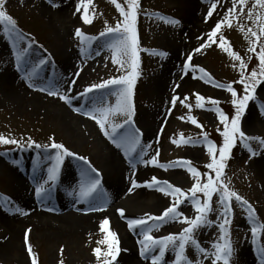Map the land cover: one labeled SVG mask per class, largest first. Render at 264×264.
Here are the masks:
<instances>
[{
	"label": "rangeland",
	"instance_id": "obj_1",
	"mask_svg": "<svg viewBox=\"0 0 264 264\" xmlns=\"http://www.w3.org/2000/svg\"><path fill=\"white\" fill-rule=\"evenodd\" d=\"M79 3L80 0H6L4 5L24 39L14 43L5 33V26L0 24V136L19 142L0 144V264H32L33 257L37 264H106L107 261L111 264H130L131 261L133 264H151V256L158 254V249L142 256L141 233L151 228L149 234L160 239L179 234L187 227L177 221L149 219L143 226L129 228L128 221L160 216L173 202L172 196L158 191L156 186H148L152 178L167 181L189 193L195 180L184 167H172L174 162L190 161L201 173L202 183L207 179L205 173L215 176L205 167L210 163V156L203 144V136L207 134L210 142L222 146L224 125L215 110H209L213 108L211 104L204 102L203 108L196 107V94L206 101L209 98L218 101L216 107L229 118L236 112L233 97L216 85L231 84L238 97L244 95L243 85L238 83L240 62L218 46L219 37L222 35L225 47L230 44L229 50L245 61L247 73L258 69L256 53L260 44H264V36L256 43V53H253L250 41L255 42V37L245 35L248 29L259 35L260 27L264 25V9L256 5V0H246L243 12L238 5L232 26L223 25L217 42L201 52L195 50L205 43L206 34L216 23L223 20L232 7V0H139L136 19L139 67L132 97L134 115L131 124L125 123L126 117L122 113L110 118L111 124L124 125L117 127L115 140L132 131L139 136L136 151L126 154L123 147H117L114 138L106 136L95 120L85 115L101 106L115 108L123 85H110L83 94L94 84L130 74L128 63L123 68L113 63V53L108 47L113 36L100 35L106 27L121 23L123 17L111 0H92L88 9L91 23L85 24L82 19L84 9L77 11ZM117 3L128 10L126 0H117ZM213 3H216V9L208 17ZM196 9L200 16L196 23L202 26L199 30L193 28L190 17ZM249 11L253 13L251 18ZM160 17L178 20L179 24L165 23ZM77 29L84 37L93 39L82 41L75 35ZM24 49L27 51L18 63L16 54ZM190 54V67L185 71L183 65ZM201 68L211 76V82L200 78ZM33 70L34 75L29 78L28 73ZM77 72L79 76L75 75ZM72 80L75 84L70 83ZM13 84L22 86L31 98L17 101L9 96V87ZM49 91L67 96L69 102L65 103L58 95H49ZM174 96L179 97L175 105L171 102ZM189 117L195 118L202 128L194 125ZM240 129L248 137L264 139V84L257 86L254 99L248 102L240 119ZM181 138L199 142L181 144ZM53 139L75 155L64 158L55 183H45L49 169L55 165V150L28 147V143L50 146ZM254 141L249 147L257 154L253 156L248 147L239 146L233 152L231 165L226 164L222 179L230 190L252 205L256 223L264 225V146ZM77 157L85 158L88 164ZM153 157L159 166L145 163ZM91 168L99 173L98 177L96 173L91 175L99 179L100 185L91 196L82 198V171H91ZM121 168L125 181L121 183L119 193L114 195L112 192ZM35 178L37 180L33 182ZM133 181L138 187L133 188ZM41 184L50 192L37 197L36 188ZM25 187L27 191H24ZM21 196L31 199L34 208L39 207L44 216L34 219V225H16L18 243L13 239L12 248L2 251V241L8 237L3 226L5 216L11 211L25 209V199ZM115 196L134 201L133 213L129 214L131 211L124 206L123 218L120 214L107 215L110 212L104 208ZM198 197L203 200L202 194ZM70 200L74 207L77 203L88 205V214L93 220L75 225L52 220V217L62 215L61 206ZM217 201L218 196L214 195L213 211L208 217L211 226L195 232L201 247L210 253L214 251V243H223L217 227L223 219L220 215L223 208ZM44 203L45 209L42 208ZM231 209L228 238L233 253L230 264H264L260 252L264 248V229L254 238L251 231L254 225L249 221L245 207L233 199ZM178 210L190 219L196 215L188 200ZM105 219L109 220L110 230L119 242V254L114 261L107 255L110 238L100 227ZM89 223H93L92 226ZM95 249H100L99 255ZM186 255L198 264H212V257L204 258L190 246ZM174 258V252L169 248L161 264H174Z\"/></svg>",
	"mask_w": 264,
	"mask_h": 264
},
{
	"label": "snow or ice",
	"instance_id": "obj_2",
	"mask_svg": "<svg viewBox=\"0 0 264 264\" xmlns=\"http://www.w3.org/2000/svg\"><path fill=\"white\" fill-rule=\"evenodd\" d=\"M51 2V0H49ZM111 2L115 5L117 10L121 13L123 20L121 23H118L115 27H106V30L101 32L100 35L109 36L112 35L113 39L108 44L109 49L113 53V63L119 64L121 68L124 67L125 63H128L131 72L129 75L121 77L119 79H109L99 84H94L88 87L85 90L84 95L88 93H92L96 89H105L110 85H123L118 93V103L115 108L109 106H101L98 108H94L91 111L85 113L90 119H94L100 129L104 132L106 136L109 138H114V142H116L117 147H123L125 149L126 154L135 152L136 148L139 146V136L136 131L129 132L126 135L121 136L118 140H115L117 127H123L121 124L119 126L110 123V118L116 115L117 113H122L125 115V123L131 124L132 117L134 115V106L132 103L133 97V88L135 81L138 76L137 69L139 67V56H138V39H137V31H136V19H137V9L139 7V0H126L128 5V10L125 11L121 4L117 3V0H111ZM6 0H0V24L5 26V33L14 41H22L24 39V35L22 32L17 30V25L15 20L6 13L4 10V5ZM92 0H80V3L77 5V11H80L81 8L84 9L82 19L85 24L91 23V19L89 18V5H91ZM246 0H232V7L228 9L225 14L223 20L216 23L214 29L207 33V40L204 44L198 47L195 51L201 52L203 48L209 47L210 44L216 43V38L218 33H220L223 25H227L231 27V20L236 18V9L237 6H240V11L243 12V6L245 5ZM256 5H259L260 8L264 9V0H256ZM216 9V3L211 5V8L208 12V17H211L213 11ZM253 13L249 11L248 16L251 18ZM163 19L165 23L178 25V20H172L160 17ZM257 19H260V16H257ZM207 22V21H206ZM243 31V26L240 28ZM248 34L251 37H255V42L250 41L252 45L250 47V51L256 53V43L261 40V37L264 36V25L260 27L259 35L257 32L252 31V29H248V32L245 33L246 37ZM75 35L80 37L82 41L87 40L91 41L93 38L84 37V34L80 29L76 30ZM203 39V37H201ZM226 41L225 38L221 35L219 37V47L223 50L229 52V55L232 56L235 60L239 61L240 68V80L238 83L243 85L244 95L242 97H238V93L233 89L231 84L228 85H216L217 87H221L226 89L231 93L233 97L232 103L236 109L235 115L232 118L227 117L216 105L219 103L214 99H208L205 101V98L196 94V107L203 108L204 102H207L213 106L212 109L217 113L220 122L224 125V130L222 132L223 136V145L217 147L214 143L210 142L207 134L203 136V144L207 148V152L210 156V163H208L205 167L215 174L213 177L208 173L204 175L207 177L206 182H201V173L192 166L190 161H178L174 162L172 167H184L188 173L194 178L195 183L190 189L189 193H185L181 188L173 186L171 183L167 181H159L155 177L152 178L151 183L148 185L149 187L156 186L157 190L162 192L165 195H170L173 197V202L167 207L160 216L156 217H148L147 219H135L128 221V226L130 229H134L136 227L143 226L147 224L148 220L153 221H177L187 225L181 233L179 234H170L160 239L154 238L149 233L152 231L151 228H148L146 231L142 232L143 239L140 241L141 244V255L147 256L149 253L154 252L158 249V254L151 256V264H161L165 257L166 251L171 248L174 252V264H198V262H194L187 255V248L190 246L194 251L201 254L204 258L212 257V264H230V259L233 253V249L231 246V242L229 237V228L230 224L229 215L231 212V202L233 199L244 206L249 221L253 222V227L251 229L252 235L255 238L257 233L264 229V225H259L256 223L255 219V209L252 205L244 200L239 194L235 191L229 189L228 185L222 179L224 175V170L226 168V162L231 158V150L235 146L237 142V138H239L240 143L245 147H248V150L251 155H256L257 153L253 151L249 147V142L256 140L257 143L261 146H264V139H257L253 137H248L245 135L243 131L240 129V119L242 114L244 113L248 102L254 99V94L256 88L260 84H264V44H260V50L256 53V57L258 59V69H253L250 73H247V64L245 61L236 53L231 52L230 44L228 47H225ZM30 47V45H29ZM27 50L18 51L16 54L17 62L19 63L23 57V53ZM159 55H166V53H159ZM192 59L191 54L187 57V61L183 68L187 71L190 67V61ZM44 63V61H41ZM201 79H207L208 82H211V76L204 70L200 69ZM34 75V70L31 73H28L29 78ZM76 76H79V72L75 73ZM71 84H75V80L70 82ZM179 87V85H176ZM49 95H58L59 99L65 101V103L69 102V99L65 95H60L58 92L49 91ZM179 97L174 96L172 98V104L175 105ZM187 99V98H185ZM186 107H190L189 105H185ZM191 122L197 127H201L195 118L189 117ZM109 127L111 130L109 131ZM176 141H174L175 143ZM199 141H194L191 138L185 140L181 138V144H192L195 145ZM17 140L7 139L3 136H0V144H18ZM35 146L36 148L41 147H50L55 150V156L53 159L55 160V165L49 169L48 180L45 183L52 182L58 179L60 166L63 163V160L67 156H74L75 154L65 148L64 145L56 143L53 139L50 146H41L39 144H34V142L29 141L28 147ZM179 146V144H178ZM143 151V150H142ZM218 153V155H217ZM146 154V153H145ZM158 154V153H157ZM84 162V164H88V161L83 157H77ZM144 162V161H141ZM145 163H151L153 165L159 166L157 164V160L153 157L152 160L147 161ZM135 167V164L132 165ZM90 168V165H89ZM91 173H96V177L99 176V173L96 172L94 168L84 169L82 171L83 181L80 188V197L87 198L94 193L100 185V181L98 178H94ZM133 188L138 187L133 181ZM131 191V189H130ZM50 189L45 188L44 184L39 185L36 188L37 197H43L46 193H49ZM198 194H202L203 200L198 197ZM218 196V204L223 208V212L220 214L223 219L217 225L220 230L219 239L223 241V243H214L212 248L213 252H208L205 248L201 247L199 241L195 238V232L206 226H211L212 221L208 219L209 214L213 211L212 200L213 196ZM188 200L191 202L194 210L195 217L188 218L183 216V214L178 210L179 206L185 201ZM96 210H103L101 208H97ZM120 216L123 218L125 213L124 210H119ZM109 220L105 219L101 223V230L106 233V236L110 238V242L108 244L109 251L107 253L108 256L114 261L116 256L119 254L118 247V239L115 233L110 230ZM29 254L32 255L31 247L28 249ZM62 251V250H61ZM97 255L100 253V249L94 250ZM261 257L264 259V248L260 249ZM32 264H37L35 258L33 257ZM62 264V262H61ZM106 264H111V261H107Z\"/></svg>",
	"mask_w": 264,
	"mask_h": 264
},
{
	"label": "bare ground",
	"instance_id": "obj_3",
	"mask_svg": "<svg viewBox=\"0 0 264 264\" xmlns=\"http://www.w3.org/2000/svg\"><path fill=\"white\" fill-rule=\"evenodd\" d=\"M211 4V2L209 3ZM210 6V5H209ZM208 6V8H209ZM193 7V5H192ZM195 9V8H194ZM197 9L193 11V14H191V22L193 25V28L195 30L202 29V26H198L197 18L199 20V14L196 13ZM193 33V32H191ZM22 87V86H21ZM19 84H14L12 87H9L8 95L11 96L13 99L19 101L21 98H29L30 93H28L26 90L22 89ZM31 98V97H30ZM37 180L36 178L33 180L35 182ZM125 181V176H124V169L121 168V171H119V176L117 179V185L113 189L112 194L115 195L117 192L119 193V188L121 187V183ZM24 188V187H23ZM22 188V189H23ZM27 191V188L25 187L24 191ZM116 191V192H115ZM127 195H129V192H127ZM131 195V194H130ZM23 197L25 200L23 201V204L25 205V209H21L18 211H11L8 213L5 217V221L3 223L4 229L8 234V237L2 241V251H6L12 248L13 246V239L15 240L16 244L18 243V234L15 231L16 225H34L35 221L34 219L40 218L43 215L42 211H39V207L36 206L37 210L34 208L31 199H27L24 196ZM108 199V198H107ZM104 198L103 200H107ZM124 199L119 198V196L114 197V201L110 204V206L107 207L110 213H114L115 208L118 209L117 212L114 213L113 216H116L119 213V210H123L124 206L127 211H131L134 206V201H123ZM71 200L64 204L62 208L60 209L61 214L58 217H52V220H56L59 224L65 223L68 225H75L76 223H85L88 221H92L93 217L88 214L89 206H85L84 203H77V205L74 207L73 204H70ZM77 202V201H76ZM46 207V204H42V208ZM45 209V208H44ZM75 210V211H74ZM71 212H77V213H71ZM135 212V211H134ZM133 213V211L129 212ZM47 216V214H45ZM94 222V221H93ZM90 225L93 223H89ZM92 226V225H91ZM131 254V253H130ZM132 258V256H131ZM134 261H131L130 264H133Z\"/></svg>",
	"mask_w": 264,
	"mask_h": 264
},
{
	"label": "trees",
	"instance_id": "obj_4",
	"mask_svg": "<svg viewBox=\"0 0 264 264\" xmlns=\"http://www.w3.org/2000/svg\"><path fill=\"white\" fill-rule=\"evenodd\" d=\"M205 101H206V100H205ZM206 103H207V102H206ZM211 138H212V137H211ZM252 143H253V141H250V142H249V145H251ZM239 146H242V144L240 143L239 138H237V142H236L235 146L232 148V151H231V154H230L231 158H230L229 160H227V162H226L227 165H231V163H232V159H233L232 156H234V153H233V152H235V150H236Z\"/></svg>",
	"mask_w": 264,
	"mask_h": 264
}]
</instances>
